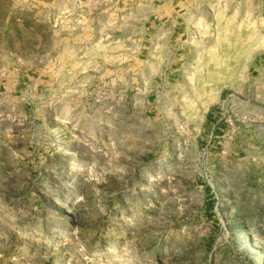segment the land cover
Returning a JSON list of instances; mask_svg holds the SVG:
<instances>
[{"label":"rangeland","instance_id":"1","mask_svg":"<svg viewBox=\"0 0 264 264\" xmlns=\"http://www.w3.org/2000/svg\"><path fill=\"white\" fill-rule=\"evenodd\" d=\"M0 264H264V0H0Z\"/></svg>","mask_w":264,"mask_h":264},{"label":"bare ground","instance_id":"2","mask_svg":"<svg viewBox=\"0 0 264 264\" xmlns=\"http://www.w3.org/2000/svg\"><path fill=\"white\" fill-rule=\"evenodd\" d=\"M224 36L220 35L219 38H218V41L221 42L223 40ZM219 60V61H218ZM211 61H218V64H217V67L216 68H219L220 67V64H222V61L220 59H217L216 57H212L211 58ZM211 64V63H210ZM244 65L248 66L249 65V61L246 62ZM214 66V65H213ZM211 68H212V65H211ZM210 76H212V78L216 79L218 76H219V72L216 71V69H210V72H209ZM217 80V79H216ZM221 92H222V87L221 86H217L216 88L214 87V89H210L208 90V93L205 92L206 96L202 98V105H204V110H203V113L200 112L199 109H195V107H188V110L194 114H200L201 115V120H204L205 118V113L207 112L208 110V106L216 99H219L220 98V95H221Z\"/></svg>","mask_w":264,"mask_h":264},{"label":"trees","instance_id":"3","mask_svg":"<svg viewBox=\"0 0 264 264\" xmlns=\"http://www.w3.org/2000/svg\"><path fill=\"white\" fill-rule=\"evenodd\" d=\"M210 116H211V115H210ZM208 119H209V117H208ZM208 119H207V120H208ZM208 121H209V120H208Z\"/></svg>","mask_w":264,"mask_h":264},{"label":"crops","instance_id":"4","mask_svg":"<svg viewBox=\"0 0 264 264\" xmlns=\"http://www.w3.org/2000/svg\"><path fill=\"white\" fill-rule=\"evenodd\" d=\"M209 125V124H208Z\"/></svg>","mask_w":264,"mask_h":264}]
</instances>
